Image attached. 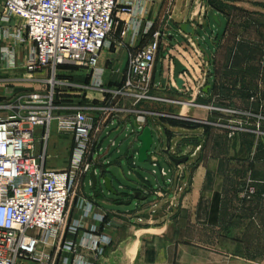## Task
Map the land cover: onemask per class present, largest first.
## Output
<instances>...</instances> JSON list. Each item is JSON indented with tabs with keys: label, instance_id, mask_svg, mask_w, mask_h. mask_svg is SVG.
I'll list each match as a JSON object with an SVG mask.
<instances>
[{
	"label": "built area",
	"instance_id": "obj_1",
	"mask_svg": "<svg viewBox=\"0 0 264 264\" xmlns=\"http://www.w3.org/2000/svg\"><path fill=\"white\" fill-rule=\"evenodd\" d=\"M150 2L3 0L1 3L0 42L9 39L13 44L1 48L3 65L0 68L22 71L24 79L34 87L10 95L4 92L6 88L0 89V264H55L56 261L96 264L102 256L108 241L101 237H93L88 243L64 238L66 231L72 235L78 232L77 226L67 228L68 206L81 192L89 171L97 177L99 169L103 175L104 167L108 165L107 149L116 147L110 136L117 124L123 123L126 127L130 115H168L137 108L141 104L172 102L171 98L154 94L152 81L161 47L170 48L167 24L172 18L171 3L159 25L147 24L145 33H151L150 39L129 54L121 81L113 83L104 79V71L98 69L100 54L107 47L110 34L116 30L117 21L127 28L138 15L146 12ZM205 12L202 7L198 21L208 28ZM193 15L190 16L191 23ZM214 27L209 29L212 35ZM205 36H185L193 48L192 53L200 60L196 81L201 80L206 67L202 54L197 51V43H205L207 38L212 40L208 33ZM25 42L33 45L34 56L32 61L20 63L14 52ZM67 72H83L87 81H73L63 76ZM44 73L49 76L36 77ZM2 84L7 85L3 81ZM194 92L196 88L192 86L182 94L192 96ZM88 93H93L96 98L90 99ZM178 103L198 106L191 101L179 100ZM209 109L230 116L237 114L231 109ZM257 121V128L263 130L264 125L258 118ZM53 124L59 134L72 138L69 161L61 170L46 167L47 143ZM136 124L139 128H132L135 142L146 123L136 121ZM229 132L231 138L233 130ZM151 165L159 168L158 161ZM131 166H134L133 162ZM159 171L165 175L163 169L159 168ZM153 194L161 197L159 187ZM254 194L255 188L250 181L241 198L249 200ZM80 201L83 215L87 217L91 214L92 204L82 195ZM80 247L93 256L92 261L85 260ZM60 255L63 256L58 260Z\"/></svg>",
	"mask_w": 264,
	"mask_h": 264
},
{
	"label": "crops",
	"instance_id": "obj_2",
	"mask_svg": "<svg viewBox=\"0 0 264 264\" xmlns=\"http://www.w3.org/2000/svg\"><path fill=\"white\" fill-rule=\"evenodd\" d=\"M183 1L186 2L185 9L181 6ZM199 1H179L182 11H179V23L172 25L168 31L169 43L175 40L174 33L179 35L177 26L189 22ZM2 2L0 0V5ZM204 4L206 11L214 6V14L220 23L217 27L209 16L206 17L207 29L215 26L212 40L206 44L209 52L205 49L209 58L206 80L209 91L207 94L197 93L194 98L196 92L192 96H185L175 90L167 78L166 85L164 79L158 82L156 76L160 57L169 49L161 47L152 74L154 94L194 101L198 106L183 104L176 108L145 104L141 108L146 112H165L171 116L179 114L204 122L174 117L176 121L169 123L154 115H130L127 126L117 124L110 137L114 136L116 143L129 127L136 128V121L163 130L169 141L165 145L160 138L159 144L152 149L160 154L155 151L151 153L149 163L158 161L165 175H158L155 171V185L138 177L129 186L119 185L115 189L111 181L116 196L107 192L110 198H102L101 189L97 198L85 195V177L81 193L92 204L91 214L87 217L83 215L80 200L70 208L72 211L69 210L67 228L77 226L78 232L72 235L66 231V240L88 243L93 237H101L108 241L107 246L103 245V254L96 264L107 261L125 242L128 243L126 254L130 261L139 252V264H264V181L255 184V194L249 200L241 198L239 186L227 183L230 171L227 164L231 155L222 157L216 155L217 152L210 155L202 151L210 143L217 147V128L226 131L231 122L225 120L226 114L209 107L233 109L235 106H252L256 113L264 115V0H205ZM155 6V3H148L146 12L138 15L127 28L123 22L117 21L115 35L108 39V45L98 61V69L104 71V79H110L113 83L123 79L129 54L139 50L149 40L145 31L147 24L154 21ZM72 74L73 81L77 82V77L78 82L87 81ZM255 81L256 85L251 88L250 83ZM249 128L250 124H247L243 133L250 132ZM236 136L240 141V137ZM258 136L262 141L264 134L257 133L256 138ZM121 143L107 149L106 159H109L110 165L119 167L125 160L129 169H135L136 150H133V142L123 154L119 149ZM169 143L175 145L174 154L171 152L175 157L191 154L185 165L176 167L162 156L161 150ZM130 150L133 156L129 155ZM162 164L167 167H162ZM131 173L128 171L125 175L130 177ZM158 187L160 198L153 194ZM132 200H135L134 211L126 212L113 207L128 206ZM124 214H128L129 223L133 225L127 229V233L122 230L128 235L114 228L122 226L119 218H123ZM139 226L147 228L139 229ZM137 227L139 230L135 231ZM79 251L86 261L93 260L86 249L80 247ZM62 256H58V260ZM55 264L61 263L56 261Z\"/></svg>",
	"mask_w": 264,
	"mask_h": 264
},
{
	"label": "rangeland",
	"instance_id": "obj_3",
	"mask_svg": "<svg viewBox=\"0 0 264 264\" xmlns=\"http://www.w3.org/2000/svg\"><path fill=\"white\" fill-rule=\"evenodd\" d=\"M179 1L180 0H151V4L155 3V11H154V21H153V25H155V27L157 25L160 24V21H162V17L164 15V12L166 10V7L168 6L169 3H171V7L170 10H172V18L168 20V24H167V29L168 31L170 30V27L172 25L176 26L179 23V11L181 10V6H183V9H185L186 7V2L183 1V4H181V6L179 7ZM215 4H217L214 1ZM165 23V21H164ZM10 25L13 24V22L9 23ZM208 32V35L212 36V33H210V30L206 29ZM116 31H113V33L110 34L108 39H111L114 35H115ZM150 32H152L150 30ZM200 36H205V32L203 30H199L198 31ZM147 34V33H145ZM150 34V35H149ZM149 36H151V33L147 34ZM175 35V41L179 44L182 42V39L179 37V35L177 33H174ZM207 36V35H206ZM205 36V37H206ZM168 39V37H167ZM166 42L168 40H165ZM210 40L207 38V41L205 43L202 44L203 48L206 49V51L209 52L206 44L209 42ZM13 44L12 40H7L6 42H0V51L1 48L3 47H10ZM163 47V46H162ZM17 50L14 52L16 59L18 60V62L20 63H26L27 61H32L33 60V56H34V47L31 43H24L22 45H20L19 47H16ZM165 53V52H164ZM1 55V52H0ZM166 61L163 59V57H160L159 60V65H158V70H157V81L159 82L160 79H164V84H167V69L165 68L166 66ZM193 63L195 64L196 62L193 61ZM2 60L0 59V66H2ZM72 73H74L75 76H80V77H85V74L83 72H70V73H64L63 76L65 77H69L70 79L72 78ZM49 74H37L36 77L37 78H42V77H48ZM79 79V77H77ZM77 79V82H78ZM3 82H6L7 85L3 86L2 84ZM79 83H83V82H79ZM254 85H256V81L253 83H250V87L253 88ZM31 87H34V85H32V83L27 82L24 79V74L22 73V71H16V72H10L7 70H4V68H0V89L6 88L7 90L4 92H8L10 95V93H14L17 91H21V90H26V89H31ZM254 93V91H253ZM89 98L93 99L96 98V96L93 93H88ZM179 99L174 98L172 99V102H164V103H153L151 105H157V106H164V107H179ZM145 104H141L139 105V107L137 108L138 110L142 108V106ZM150 105V104H148ZM141 106V107H140ZM246 107V106H245ZM219 108V107H216ZM233 109H231L232 111L237 112V114H232L227 115V118L225 119L226 121H231L229 122L230 127L228 129H226V131L222 130V129H218V131L220 132H216V139L215 141L217 142V147L213 146L211 143L209 145H207L206 147L202 148L203 152L209 153L211 154H215L217 152L216 155H220V156H225V155H231L229 163L227 164L228 169L230 170L228 173V179H227V183L228 184H233L237 186H239V190L238 193H242L244 188L246 187V185L250 184V181H252L253 186L255 188V184L259 183V182H263L264 181V136H263V140L261 141V138L257 136V133L259 132H263L264 133V129H258L256 126L257 118L260 121V124L263 123L264 121V115H262L261 113H256L255 108H253L252 106H247L246 108H238V107H232ZM165 109V108H162ZM224 109H229V108H224ZM166 110V109H165ZM165 113V112H164ZM152 116V115H151ZM155 117L163 120V121H167L169 123H173L174 121H176V118H174V116L171 115H154ZM178 118V117H177ZM181 119V118H180ZM224 119V118H223ZM184 120L185 119H181ZM179 123V121H177ZM187 124V123H186ZM250 124L249 130L250 132H244L242 130H244L246 128V125ZM231 128V129H230ZM131 127L128 128L127 131H124V133L122 135H120L118 137V139L116 140L117 145H120V151L121 153H125L129 147L131 146L132 142H133V150H137L139 148V144L137 142H134V135L131 134ZM233 130V135L231 138L228 137V134L230 133L229 131ZM152 135L154 138V145L153 148L156 147L159 144V140L157 135V132L155 130L154 127H152ZM237 135V136H236ZM129 136V137H128ZM168 136V135H166ZM215 136V135H213ZM236 137H240V141H238ZM173 137V136H172ZM114 136L111 137V139L113 140ZM168 138V137H167ZM164 141L165 139L162 138ZM104 146H107V144H105ZM72 148V138L68 135H62L59 134L57 132L56 127L53 125H51V132H50V137H49V141L47 143V156H46V167L50 168V169H57V170H61L63 168H65L67 166V163L69 161V157H70V151ZM156 152V150H153V152ZM229 151V152H228ZM228 152V153H227ZM129 155L133 156V151L130 150ZM109 160V159H108ZM135 161V169H129L128 165H127V161L123 160L122 161V165L121 167H119L118 165H110L109 161L108 165H106V167H104V172L105 174L101 175L100 170L97 169V179L99 181V184L97 185V191H99V189L102 190V194L101 197L102 198H110L109 194L103 189L102 185H101V180L104 177L109 178L112 181V186L117 189V187L119 185H124V186H129L132 182H135V180L140 177V179H147L149 182L153 183V185H155V179L154 176L152 175V171L155 170L157 172V174L159 175L160 171L159 168H153L152 165L148 162L143 163V164H139L136 161V157L134 158ZM205 162V160H203ZM202 161V162H203ZM111 162V159H110ZM162 167H167L165 164H162ZM247 167V169L245 170V168ZM131 171V176L127 177L125 174ZM91 173V171H89V173L87 174L86 178H85V182L83 184V191L85 193V195L87 196H93L92 192H91V187H90V179H89V174ZM144 183V182H143ZM82 195V193L79 191L75 197H73L69 203L68 206V216H67V225H68V219H69V210L70 208L72 209V207L74 206L75 203H77L78 200H80V196ZM83 196V195H82ZM115 209L121 210V211H126V212H130V211H134L135 209V200H132L130 205L128 206H123V205H119V206H113ZM72 211V210H70ZM128 214H124L123 218H119L121 220L122 223H120V226H112L115 228V230L117 231H126L127 233V229L129 227H133V225H131L129 223V218H127ZM110 225V224H109ZM120 227V228H119ZM143 228H147L145 226H139V229H143ZM138 227L137 229H135V231L139 230ZM114 230V229H113ZM111 231V230H110ZM122 231V232H123ZM124 233V232H123ZM124 235H128L125 234ZM131 235V234H130ZM19 264H34L32 262H23V263H19Z\"/></svg>",
	"mask_w": 264,
	"mask_h": 264
},
{
	"label": "water",
	"instance_id": "obj_4",
	"mask_svg": "<svg viewBox=\"0 0 264 264\" xmlns=\"http://www.w3.org/2000/svg\"><path fill=\"white\" fill-rule=\"evenodd\" d=\"M205 0H200L197 4L196 10L193 15V22L182 23L177 26L179 31V37L182 39L181 43H177L175 40H172L170 43L169 50L163 54V59L167 62L165 68L167 69L168 75L167 79L172 83L173 88L180 93L186 92L192 86L196 88V93L194 98L197 97L198 91L202 94H207L210 89L209 85H206V79L208 77V65L209 58L205 48H203L201 42L197 43V51L202 54V60L206 63V67L204 72L201 74V80H197L196 75L199 72L200 60L197 55L193 54V48L190 46L188 40L185 38H195L199 35V30H206L207 26L200 25L198 21V17L200 15V11L202 7H206L204 4ZM209 16L211 21L217 27L220 26L217 15L214 14V9L210 8L205 12V18ZM192 24L194 26H192ZM196 62L195 64L193 63ZM194 103V101L192 102ZM170 115V114H168ZM174 117H178L181 119H185L188 121H199L204 122L198 118L190 117V116H180L179 114L172 115ZM136 128H139L137 124H135ZM157 134L160 136L158 139L165 137V145L169 139L166 140V133L163 130H159ZM136 142L139 144V148L136 150V161L139 164H143L149 161V156L152 153L154 138L152 135V127L147 125L140 129L139 135L137 136ZM175 145L171 143L166 146V148L161 150L162 156L166 157L167 160L176 167H180L181 165H185L188 162L191 154L184 155L182 157H175L174 154ZM190 152V149H187ZM173 152V154L171 153ZM89 179L91 182V192L93 197L97 198L101 192L96 191L97 185L99 181L97 177L91 172L89 174ZM101 185L103 189L109 194L116 196V192L113 191L111 186V180L107 177H104L101 180ZM128 243H122L116 252L111 255V257L107 261H102L101 264H139V252H137L136 257L133 261H130L126 254Z\"/></svg>",
	"mask_w": 264,
	"mask_h": 264
},
{
	"label": "trees",
	"instance_id": "obj_5",
	"mask_svg": "<svg viewBox=\"0 0 264 264\" xmlns=\"http://www.w3.org/2000/svg\"><path fill=\"white\" fill-rule=\"evenodd\" d=\"M213 5H211V7H212ZM213 9H214V6H213Z\"/></svg>",
	"mask_w": 264,
	"mask_h": 264
}]
</instances>
